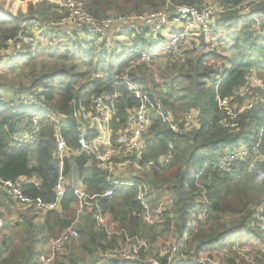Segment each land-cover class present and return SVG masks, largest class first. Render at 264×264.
<instances>
[{"label": "trees", "instance_id": "16d2710c", "mask_svg": "<svg viewBox=\"0 0 264 264\" xmlns=\"http://www.w3.org/2000/svg\"><path fill=\"white\" fill-rule=\"evenodd\" d=\"M77 1L83 3L91 16L102 19L111 14L141 15L158 12L167 6L199 7L211 0ZM223 1L236 7L247 3L253 6V12L264 14V0L259 3H256L257 0ZM239 13L226 12L216 26L229 31V38L232 39L230 57L216 58V63L227 60L226 64H229L223 73L219 75L216 66H209L199 54L164 69L160 78L166 88L162 98L165 107L177 119L184 116L178 117L180 110L184 114L196 110L197 127L189 135L179 136L161 118L155 117L145 134L146 151L140 161L141 165L154 164L144 179L155 189L167 187L172 195L173 214L180 232L187 229L193 205L198 200L206 205L209 210L206 226L201 227L197 233H188L191 243L196 242L200 250L216 246L227 238L236 241L247 239L254 244L262 242L259 247L264 250V222L260 218L255 219L256 214L264 210V105L257 103L232 120L229 111L220 106V101L226 99H235L229 104L231 107L243 102L244 98L238 97V94L252 76L261 82V86H255L253 90L257 96L264 98V40L256 35L250 21H243L239 17ZM59 15V11L46 0L37 7L31 5L28 15L14 16L0 9V47L6 48L9 42H13L29 52L13 60V65L9 67L11 71L29 63L36 53L31 50L30 44L23 42L27 36L25 31L32 24H41ZM153 48L148 44L140 45L139 53L133 59L138 58L143 51H153ZM56 54L64 59L71 57L69 53ZM78 59L82 67L86 68L85 71H75L74 66L68 69L56 67L51 74L33 69L29 76L32 86L28 90L40 88L44 91L48 112L68 116L69 120L61 125L60 131L71 149H77L79 137L78 125L71 118L72 101H82L89 106L92 97L118 93L117 121L112 124L114 134L125 129L130 110L140 105L139 100L119 82L120 75L130 61L120 65L119 59L96 50L85 51ZM4 64L0 56V70H6ZM132 77L146 86H159L148 67L136 68ZM44 114L47 113L15 107L12 103H0V180H34L37 185L20 184L23 193L51 203L55 201L58 164L55 159L54 123ZM35 118L41 129L37 141L33 145H14L13 136L18 131L31 128ZM231 121L238 126H227ZM93 136L91 134L88 138ZM171 144L174 145V157L167 166L160 168L158 162L167 155ZM239 147H245L247 155L236 160L229 171L218 169V159ZM89 161L88 157L70 158L65 162V175L76 174L85 186L86 195L95 197L125 234L144 235L146 226L137 217L141 205L136 200V190H117L111 198L103 197L109 188L106 183L107 173L96 165H90ZM0 197L6 199L1 192ZM77 208L78 199L68 188L59 209L46 213L41 229L27 221L28 233L32 236L29 251L20 248L8 254L7 242L5 239L1 242L4 253H0V264H35L39 255L33 252L32 244L41 243L40 234H44L47 239L56 238L64 229L72 226L77 220ZM226 219L231 220V225L220 224ZM253 223L256 228L252 226ZM78 230V243L90 255L96 253L98 257L100 251L117 247L118 237L109 239L104 231H98L92 216L86 217L85 225L78 226ZM243 232H247V237L243 236ZM232 235L238 236L229 237ZM162 263L165 264V260ZM108 264L144 263L114 260Z\"/></svg>", "mask_w": 264, "mask_h": 264}, {"label": "built area", "instance_id": "2783aa9c", "mask_svg": "<svg viewBox=\"0 0 264 264\" xmlns=\"http://www.w3.org/2000/svg\"><path fill=\"white\" fill-rule=\"evenodd\" d=\"M59 11L60 15L44 23H35L26 33L23 42L31 45V50L42 53L54 50L65 38L74 40L83 47L89 46L99 53L105 52L122 65L130 61L124 73L120 75L119 82L125 86L129 93L139 100L140 105L131 109L128 114V122L125 129L113 132L112 124L117 121L118 93L112 96L103 95L92 97L90 105L82 101H72V116L79 131L78 147L71 149L61 134V125L67 122L68 116L55 115L48 112V102L42 89L28 90L16 99H9L0 94V103H12L15 107L30 108L34 111H44V117L51 118L54 123L55 159L58 164V179L55 186V201L48 203L41 198L26 196L20 184L16 181L0 180V192L6 197V201L25 212L46 214L58 210L65 197L68 188H71L78 199V214L89 213L95 220L96 229L104 231L108 238L121 237L117 247L100 251L98 257L103 262L111 261H138L144 264H220L216 256H221L222 264H264V250L248 240H225L216 246L198 249L197 243H191L188 233H197L201 227L206 226L209 218V210L206 205L198 200L193 205L186 231L176 236L174 240L166 243L163 249L155 248L148 236H129L119 228L106 213L95 197L86 195L85 187H72L67 184L65 175V162L73 157H88L90 165L106 171V183L109 188L103 197L111 198L117 190H136V200L141 205L138 219L147 228L163 229L168 216L173 217L174 201L167 187L155 189L144 179L146 172L153 163L141 165L146 151L145 134L151 127L153 119L159 117L167 123L171 130L179 136L189 135L197 127L196 110H191L177 119L169 111L163 101L166 88L163 87L160 75L166 67L183 63L191 55H201L209 66H216L219 75L229 64L225 61H217V57L228 59L232 39L230 32L224 28H216L217 23L224 14L229 11H239V17L243 21H250L252 29L264 40V14L253 12V6L242 4L233 6L223 0L207 1L199 7L187 5L167 6L161 11L150 12L141 15H117L111 14L106 18H95L84 8L83 3L77 0H46ZM261 0H257L259 3ZM204 36L202 45L201 37ZM151 45L153 51L141 52L138 58L133 57L139 53L140 45ZM8 57L5 64H10L19 54H28L21 46L9 42L7 47ZM148 67L153 74L158 87L146 86L136 81L132 75L136 68ZM226 68V69H227ZM218 75V76H219ZM254 76L249 77L246 85L238 94L244 98L243 102L235 103L221 100L220 106L229 111L231 120L237 114L251 109L255 104L264 105V98L252 96ZM226 121H224L225 123ZM227 126L237 127L231 122ZM37 118L31 128L18 131L13 136L14 145H33L40 133ZM93 134L92 138H88ZM174 145L169 146L167 155L160 158L158 166L164 168L173 159ZM247 155L245 147H239L217 161V168L229 171L231 165ZM132 170L133 174L122 177L121 173ZM141 174V175H139ZM262 208V207H261ZM263 209V208H262ZM264 210L256 214L255 219L260 218L264 222ZM16 224H24V217H16ZM8 220L5 216L3 205L0 201V253H4L1 235ZM253 227L256 225L253 223ZM80 238V233L75 223L64 229L56 238L47 239L43 234L39 240L44 246V253L39 259V264H68L66 249ZM246 243H245V242ZM245 243V244H243ZM262 243V242H261ZM223 256V257H222ZM224 258V259H223ZM225 260V262H224Z\"/></svg>", "mask_w": 264, "mask_h": 264}, {"label": "rangeland", "instance_id": "374dc122", "mask_svg": "<svg viewBox=\"0 0 264 264\" xmlns=\"http://www.w3.org/2000/svg\"><path fill=\"white\" fill-rule=\"evenodd\" d=\"M43 0H31V1H20V0H0V9L8 14L17 16L19 14L28 15L31 5L37 7L40 2ZM36 10V9H35ZM33 25V24H32ZM4 48V47H3ZM0 47V56L2 57L3 61L6 60L8 57L7 50ZM94 51L95 49L90 48L89 46L83 47L80 44L76 43L74 40L63 39L57 48L54 50H48L42 53H35L34 56L31 58L32 60L20 66L16 71H11L9 67L13 65V61L10 64H4L6 70H0V84L3 86H7L12 94V98L5 97L9 99H16L21 94L28 92V89L32 86V82L29 79L31 70L36 69L38 71L44 72V74H51L56 67H65L70 68L71 66L75 67V71H84L86 70L85 67H82L79 61V55L83 54L85 51ZM56 51V52H55ZM97 51V50H96ZM69 53L70 58L64 59L61 56L57 55L56 53ZM23 53H20L19 56H22ZM17 91V92H16ZM256 92L253 90L252 96H255ZM178 105V103L176 104ZM184 111L180 110L178 113V117L184 115ZM133 174V171L128 169L121 173L122 177H127L130 174ZM141 175V174H139ZM153 180V179H152ZM154 184V181H151ZM158 189H161L158 188ZM222 220V225H231V220L227 221ZM235 220V219H234ZM27 223L23 226H16L10 232V235H4L5 242H7L6 247L8 250V254L18 251V249L22 248L25 251H29L31 245V235L28 233ZM247 232H243V236L247 237ZM182 235V232L179 231L177 228V220L173 214V217L168 216L167 223L163 229H153L147 228L145 236H148L152 243L155 245V248L163 249L167 242L170 240H174L176 236ZM238 235H232L229 237L236 238ZM241 236V235H239ZM190 237H188L189 239ZM258 240H262L261 238H257ZM229 240V238L225 239ZM247 240V239H245ZM245 242V241H244ZM246 243V242H245ZM243 243V244H245ZM257 247L261 244V242L255 243ZM43 245L40 242H36L34 245L32 244L33 252L39 254L40 249ZM260 248V247H259ZM72 253V262L73 264H108L107 262H103L97 257V254L94 255L88 254L80 245L79 243L71 250ZM223 257V256H222ZM224 259V258H223ZM217 263L222 264L221 256H216L215 258ZM38 261V259H37ZM36 261V262H37ZM35 262V264H37ZM225 262V260H224ZM21 264V263H20ZM225 264H229L226 263Z\"/></svg>", "mask_w": 264, "mask_h": 264}, {"label": "crops", "instance_id": "0c3cea01", "mask_svg": "<svg viewBox=\"0 0 264 264\" xmlns=\"http://www.w3.org/2000/svg\"><path fill=\"white\" fill-rule=\"evenodd\" d=\"M33 26H34V24L32 25V27ZM254 85L255 86H258L259 84H258V82H255ZM0 94L5 95L7 97H10L11 96L10 98H12V94L10 93V90H9V88L7 86H0ZM130 175H132V173ZM130 175H128V176H130ZM143 175H146V174H143ZM66 177H67V184L68 185H70L72 187H81V186L82 187H85L83 185L82 180H80L76 174L73 175V176L66 175ZM17 182L19 184H22V183H26V184L27 183L28 184L29 183H34L35 185L38 184L36 181H34V180H28L26 178H22V179H20ZM124 190H126V189H124ZM84 191H85V189H84ZM0 201H1V204L3 205L4 213H5V216H6L7 220H8V224H7V226H6L3 234L1 235V240L2 241H4V238H5L4 235H10V233H11L10 231L13 228H15L16 226L20 225V224H16L14 222L15 218L16 217H19V216L24 217V219H25V223L24 224H26L27 221H30V222H32V224H33L34 227L36 225V226H38V228L41 229L42 225L44 224V217H45L46 214L41 215V214H37L35 212H25L23 214L19 208H17L15 206H13L12 204L8 203L6 201V199H3L2 197H0ZM77 211H78V208H77ZM89 216H91L89 213L77 214V220L75 222V226H77V228H78V226H84L85 225V222H86V217H89ZM111 219L113 220L112 217H111ZM24 224H22L21 226H23ZM114 224L116 225V228H119L118 222L114 221ZM144 228L145 229H144V233L143 234H146L147 227H144ZM116 237H118V236H116ZM120 240H121V237H118L117 246L119 245ZM77 243H78V241L75 242L73 245H70L66 249V255H67L68 261H69L68 264H73V262H72V258H73L72 256L73 255L71 253V250L72 249L74 250V248L77 246ZM41 245H43V244H41ZM43 253H44V246H42V248L40 249V253L38 254L39 255V258H38L37 264H39V259L41 258V256L43 255Z\"/></svg>", "mask_w": 264, "mask_h": 264}, {"label": "water", "instance_id": "95a60500", "mask_svg": "<svg viewBox=\"0 0 264 264\" xmlns=\"http://www.w3.org/2000/svg\"><path fill=\"white\" fill-rule=\"evenodd\" d=\"M202 45L204 44V36L201 37Z\"/></svg>", "mask_w": 264, "mask_h": 264}]
</instances>
